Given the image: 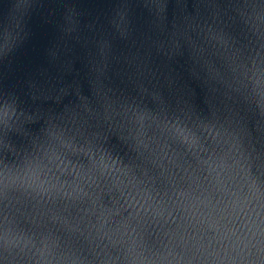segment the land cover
<instances>
[{"label": "water", "instance_id": "1", "mask_svg": "<svg viewBox=\"0 0 264 264\" xmlns=\"http://www.w3.org/2000/svg\"><path fill=\"white\" fill-rule=\"evenodd\" d=\"M0 264H264V0H0Z\"/></svg>", "mask_w": 264, "mask_h": 264}, {"label": "snow or ice", "instance_id": "2", "mask_svg": "<svg viewBox=\"0 0 264 264\" xmlns=\"http://www.w3.org/2000/svg\"><path fill=\"white\" fill-rule=\"evenodd\" d=\"M126 174H130L131 173V169L130 168H125L122 169Z\"/></svg>", "mask_w": 264, "mask_h": 264}]
</instances>
